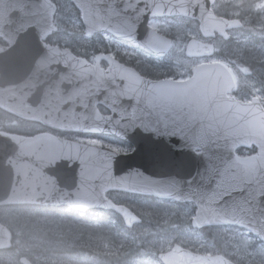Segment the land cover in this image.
I'll list each match as a JSON object with an SVG mask.
<instances>
[{"label": "water", "instance_id": "water-1", "mask_svg": "<svg viewBox=\"0 0 264 264\" xmlns=\"http://www.w3.org/2000/svg\"><path fill=\"white\" fill-rule=\"evenodd\" d=\"M81 13L87 35L104 33L161 57L170 40L148 26L150 18L181 15L196 19L204 38L238 25L216 17L214 0H69ZM49 0H0V107L61 132L115 136L127 153L80 144L49 134H0V206L65 205L84 212L113 209L126 226L138 221L113 206L108 190L190 202L194 228L244 229L264 243V106L238 101L231 73L220 62L192 68L185 81L151 80L107 55L94 64L43 42L53 29ZM213 46L190 39L187 58L211 57ZM104 61L107 68L99 66ZM97 105L106 107L103 115ZM257 154L238 157V147ZM14 162V163H13ZM38 173L35 195L21 188ZM136 183H132V176ZM52 185L41 193L40 182ZM11 234L0 224V246ZM161 264H235L222 255H203L179 244L157 254ZM25 259L20 262L24 264ZM27 264H30L27 261Z\"/></svg>", "mask_w": 264, "mask_h": 264}, {"label": "trees", "instance_id": "trees-1", "mask_svg": "<svg viewBox=\"0 0 264 264\" xmlns=\"http://www.w3.org/2000/svg\"><path fill=\"white\" fill-rule=\"evenodd\" d=\"M50 1L56 6V11L53 15V25L55 27V31L46 38V43L50 45H56L60 48H66L74 55L81 57L87 61H91V59L98 53H111L119 62L131 66L136 71H138L139 74L152 79L170 77L173 74L172 65H174V63L171 61L165 62V64L160 65L159 72L155 73L154 68L151 69L150 66L155 63L154 58L145 57L143 54H141L145 58V61L139 63L141 56L132 59H127L121 56L119 53L114 52L112 45L107 46L106 43H104V40H106V38L102 35H93L90 37H86L83 33L82 25L79 19V12L77 11V9L73 7V5L68 0ZM65 6H70L69 8H71V11H66ZM216 15L221 14H218V12H216ZM262 16H264V9L257 8L256 6L254 7V4H245V6L240 9L239 19L242 20L243 25L248 21L251 23V25H258L259 23H261L260 18ZM73 17H75V22H77L79 25L78 28L68 27V21ZM195 25L197 26L196 23ZM235 31L236 30H234L233 33H235ZM232 40H234V38H229L227 41L219 39V41L215 43L216 56L226 57V53H223L221 46L225 51L233 54V50L231 49L233 46ZM224 61L235 70V66L230 61L229 57H226V60ZM241 61L245 62L244 59H241ZM251 67L249 69L252 72H254L252 69L256 68H260L264 71V63H257ZM243 91L241 90L234 94L237 99L247 98V95L244 93L246 91ZM99 109L102 113H107L106 109L102 107H99ZM0 131L8 134L27 137L34 136L43 132H49L67 139H72L76 136L73 134H61L56 131H52L42 126L40 123L20 119L2 109H0ZM98 139L114 146L115 150L118 152H127L130 150L129 144L119 141L114 137L100 136L98 137ZM236 153L240 156L252 155L255 153V148L249 147L237 149ZM106 197L115 205L121 204L127 206L135 214H137L136 212L139 211L140 208H142L144 205H153L160 209H163L162 207L168 205L167 202L158 201L151 196L131 194L118 190L107 191ZM177 205L183 206L186 204L177 203ZM0 209H10L21 211L24 213L23 215L19 216L12 215L6 216L5 218H0V223L7 227V229L11 233L10 246L5 250H0V256L2 255L6 260H13L16 264H20L19 261L21 258H25L30 263L36 264L35 261L32 260L31 256L35 254H47V249H45L46 251L40 249L44 246H46L47 248L50 242H53L52 244L55 245V247L50 246L52 250L51 254L58 252L59 254H61L58 257L71 259L81 258L86 264L98 262L100 260V254L96 249V245L98 244L95 240L97 239L95 235L98 237L101 236L103 238V241H107L108 244L112 246L114 252L116 253V262L129 264L131 263V258L133 257L149 262H158L155 252H150V250L143 245L138 243L136 244V242L134 241H130L133 238L130 232V228L125 227L120 217L112 211L104 209H93L88 210L83 214H79L68 209L65 206L53 208L34 205H13L8 207H0ZM193 210L195 211L194 207ZM28 212H36L42 220V217L51 218L52 216H54L55 218H51L53 220L52 222H55V224L57 223L56 225L58 226H60V224L58 223L64 222V231H60V227L57 228V226H54V224L52 225L54 226V228H52L51 226L45 227L42 236H40L41 238L45 236V239L43 238V245L40 244V246H37V242L31 239V236L33 234L28 233L29 230H32L34 233V229L31 228V226L27 223L28 219L33 222V220H35L36 218L32 215V213H29L31 215L27 214ZM140 223L144 222H142L140 219V222L134 226H137ZM177 223L181 226H185L186 224H184V219H178ZM159 225V222L150 223L151 232L159 231V229L161 228ZM219 229L220 228L217 227H208L204 229L206 232V238H211L215 242V246L218 245L217 247H221L220 245L222 244L220 239L216 237V233ZM64 243L71 245V249L69 250H72V252L64 253L63 251H60V245ZM189 249L197 253H205L204 248ZM223 251H225L223 250V248L217 250L216 254H221L229 260L233 262L235 261L233 258L227 256ZM234 263L242 264V262Z\"/></svg>", "mask_w": 264, "mask_h": 264}, {"label": "rangeland", "instance_id": "rangeland-1", "mask_svg": "<svg viewBox=\"0 0 264 264\" xmlns=\"http://www.w3.org/2000/svg\"><path fill=\"white\" fill-rule=\"evenodd\" d=\"M245 4H254V7L264 9V0H215V9L217 11H224L228 17L236 18L240 14V9L245 6ZM70 6H65V10L71 11ZM193 20L185 19V18H174L169 21H161L159 19H153L150 21V26L168 36L171 39V45L165 54V57L161 60H155V63L150 65L151 69L154 68V72H159V66L165 64V62H173L172 70L174 74L178 75V78L186 77L189 74V70L194 66L200 64L203 60L197 59H189L184 55V48L186 43L190 39H195L201 42H207L206 40H202L200 32H198L197 27ZM261 23L258 25H251L248 21L244 24L236 34H238V38L232 40L233 46V54L225 51L222 46L221 49L223 53H226V57L230 58V61L235 66L236 72H233V76L236 84L240 87V90H244L247 95L246 99H250L252 97H256L264 104V71L260 68L252 69V72L249 68L257 63H264V16L260 18ZM69 28H78L79 25L75 22V17L70 18L68 21ZM103 42V41H102ZM107 46H112L114 52L119 53L121 56L132 59L138 58V53L134 52L125 46L122 43H117L112 40H104ZM226 57H216L219 58L223 63L226 60ZM241 59H244L245 62H242ZM212 59H209L211 61ZM140 62H144L143 59L139 60ZM229 68V67H228ZM252 68V67H251ZM156 69V70H155ZM230 69V68H229ZM239 90V91H240ZM73 141L86 144L94 147H104L108 149H115L114 146L110 144H106L103 141H100L96 138L89 137H75ZM192 204H186L183 206H179L177 204H168L163 209H160L153 205H144L137 211L136 215L139 216L142 222L137 226H133L130 228L131 235L133 236L132 240L136 242V244H141L150 252H155L156 254L159 252L167 251L173 243H179L187 248H204L205 253L208 255L216 254L217 250L223 248V252L230 258H233L234 262H242V264H264V246L262 243L258 242L254 237L249 235L247 232L235 228H220L216 237L220 239L222 244L221 247L215 246V242L211 238H206V232L204 229H194L191 226V219L194 216ZM32 213V215L36 218L33 220L28 219V224L31 228L34 229V233L32 230H29V234H33L31 239L37 242V246L43 245L42 238L43 230L47 226H51L55 223L52 222L51 218H55L52 216L51 218L42 217L43 220L36 212H28L27 214ZM24 213L21 211L10 210V209H0V218H5L6 216L12 215H23ZM31 215V214H29ZM47 219V220H46ZM59 219V218H56ZM184 219L185 226H181L177 223V220ZM160 223L159 231L150 230V223ZM189 222V223H188ZM51 224V225H50ZM60 226L56 225L57 228L60 227V231H64V222L58 223ZM44 226V227H43ZM55 226V224H54ZM54 228V227H52ZM51 231V230H49ZM216 231V230H213ZM213 233V232H212ZM96 249L100 254L99 261L88 264H126L116 262L115 260V252L112 246L108 244L107 241H103V238L100 236H96ZM53 242L46 246L42 247L40 250L46 251L47 254H35L31 256L32 260L35 261L36 264H86L83 259H71V258H63L58 257V252L51 254V248L55 247ZM56 243V242H55ZM60 251L64 253L72 252L70 244H62L60 245ZM69 246V247H68ZM198 250V249H197ZM0 264H16L13 260L4 259L3 256H0ZM129 264H160L158 262H149L143 259H136V257L131 258V263Z\"/></svg>", "mask_w": 264, "mask_h": 264}, {"label": "snow or ice", "instance_id": "snow-or-ice-1", "mask_svg": "<svg viewBox=\"0 0 264 264\" xmlns=\"http://www.w3.org/2000/svg\"><path fill=\"white\" fill-rule=\"evenodd\" d=\"M2 134V133H0ZM14 140L18 139L17 137H13ZM14 163V162H13ZM18 173L20 175H22L24 177V179L21 181V188H17V189H10L9 193H8V200L6 202H11L12 197L14 192H19L21 189H27L28 187L32 188V192L35 195H39V193H35V187L36 185V180L38 179V173H33V176L31 177V179H29L28 175L26 172L20 171V169H17ZM136 181V176L133 175L132 176V183L135 184ZM39 187L41 189V193H45V194H51L52 192V185L50 183L46 184L43 181L40 182ZM0 246H4L3 244H0ZM24 264H27V261H24Z\"/></svg>", "mask_w": 264, "mask_h": 264}, {"label": "flooded vegetation", "instance_id": "flooded-vegetation-1", "mask_svg": "<svg viewBox=\"0 0 264 264\" xmlns=\"http://www.w3.org/2000/svg\"><path fill=\"white\" fill-rule=\"evenodd\" d=\"M224 13V11H222V14ZM225 14V13H224ZM223 14V15H224ZM227 34H228V36H229V34H231V31L229 30L228 32H227ZM237 37H238V35H237ZM163 78H168V77H163ZM169 78H172V76H170Z\"/></svg>", "mask_w": 264, "mask_h": 264}, {"label": "bare ground", "instance_id": "bare-ground-1", "mask_svg": "<svg viewBox=\"0 0 264 264\" xmlns=\"http://www.w3.org/2000/svg\"><path fill=\"white\" fill-rule=\"evenodd\" d=\"M54 224H55V223H54ZM56 224H57V223H56ZM56 224H55V225H56ZM73 225H74V224H73ZM46 227H47V226H46ZM52 227H54V226H52ZM53 230H54V229H53ZM45 241H46V240H45Z\"/></svg>", "mask_w": 264, "mask_h": 264}]
</instances>
